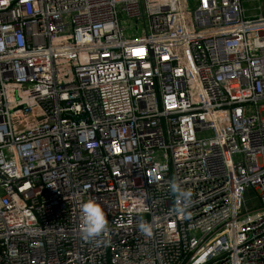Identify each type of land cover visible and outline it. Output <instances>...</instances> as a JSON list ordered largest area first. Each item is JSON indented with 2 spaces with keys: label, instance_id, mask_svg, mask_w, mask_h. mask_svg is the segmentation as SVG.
I'll return each instance as SVG.
<instances>
[{
  "label": "built area",
  "instance_id": "obj_1",
  "mask_svg": "<svg viewBox=\"0 0 264 264\" xmlns=\"http://www.w3.org/2000/svg\"><path fill=\"white\" fill-rule=\"evenodd\" d=\"M0 264H264V0H0Z\"/></svg>",
  "mask_w": 264,
  "mask_h": 264
},
{
  "label": "clouds",
  "instance_id": "obj_2",
  "mask_svg": "<svg viewBox=\"0 0 264 264\" xmlns=\"http://www.w3.org/2000/svg\"><path fill=\"white\" fill-rule=\"evenodd\" d=\"M187 196H190V193H186ZM83 214V234L84 237L92 238L100 235L107 228V220L104 214L103 209L92 200H89L84 203L82 206ZM141 231L148 233L150 226L147 224L140 225Z\"/></svg>",
  "mask_w": 264,
  "mask_h": 264
},
{
  "label": "crops",
  "instance_id": "obj_3",
  "mask_svg": "<svg viewBox=\"0 0 264 264\" xmlns=\"http://www.w3.org/2000/svg\"><path fill=\"white\" fill-rule=\"evenodd\" d=\"M248 190L251 191V189H248ZM253 191H255V190H253ZM244 205H245L244 210L254 211V210L259 209L260 206H261V201H260V198H259V194L256 192V196H255L254 200L250 199L248 201V203H247V201L245 199Z\"/></svg>",
  "mask_w": 264,
  "mask_h": 264
},
{
  "label": "rangeland",
  "instance_id": "obj_4",
  "mask_svg": "<svg viewBox=\"0 0 264 264\" xmlns=\"http://www.w3.org/2000/svg\"><path fill=\"white\" fill-rule=\"evenodd\" d=\"M125 26H126V23H123ZM129 35L131 36V34L129 33ZM256 196V192L253 191V190H247L245 193H244V202H245V199L248 203V201L251 199V200H254ZM243 207H245V205L243 204Z\"/></svg>",
  "mask_w": 264,
  "mask_h": 264
}]
</instances>
